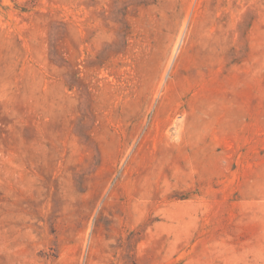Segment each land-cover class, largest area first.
Returning a JSON list of instances; mask_svg holds the SVG:
<instances>
[{
    "label": "rangeland",
    "instance_id": "374dc122",
    "mask_svg": "<svg viewBox=\"0 0 264 264\" xmlns=\"http://www.w3.org/2000/svg\"><path fill=\"white\" fill-rule=\"evenodd\" d=\"M0 264H264V0H0Z\"/></svg>",
    "mask_w": 264,
    "mask_h": 264
}]
</instances>
